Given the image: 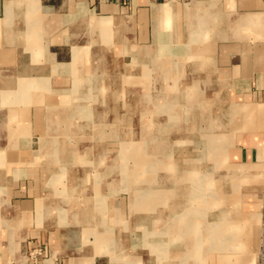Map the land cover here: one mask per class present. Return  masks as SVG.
I'll list each match as a JSON object with an SVG mask.
<instances>
[{
	"label": "crops",
	"instance_id": "1",
	"mask_svg": "<svg viewBox=\"0 0 264 264\" xmlns=\"http://www.w3.org/2000/svg\"><path fill=\"white\" fill-rule=\"evenodd\" d=\"M120 104L157 113L167 144L205 130L231 154L256 252L207 264H264V0H0V264H113L92 219L104 198L120 216L102 187Z\"/></svg>",
	"mask_w": 264,
	"mask_h": 264
},
{
	"label": "rangeland",
	"instance_id": "2",
	"mask_svg": "<svg viewBox=\"0 0 264 264\" xmlns=\"http://www.w3.org/2000/svg\"><path fill=\"white\" fill-rule=\"evenodd\" d=\"M120 98L125 103L126 95ZM135 109L128 116L126 104H120L118 136L113 137L118 155L102 174L104 192L119 199L120 216H109L104 198L97 208L102 215L92 219L102 225L104 247L114 257L113 264H207L254 253L249 246L239 249L240 235H245L238 233L237 210L240 197H254L253 180L244 177L231 154L217 139L205 136V130L193 138L169 139L167 144L168 139L156 136L157 113L144 123L142 107ZM172 197H191L193 217L185 214L183 203L176 202L180 204L176 211ZM190 220L198 230L191 234L184 232ZM176 225L183 231L172 232ZM194 237L200 249L193 247ZM259 258L264 261V249Z\"/></svg>",
	"mask_w": 264,
	"mask_h": 264
},
{
	"label": "built area",
	"instance_id": "3",
	"mask_svg": "<svg viewBox=\"0 0 264 264\" xmlns=\"http://www.w3.org/2000/svg\"><path fill=\"white\" fill-rule=\"evenodd\" d=\"M32 255L36 258V260H39L41 257L44 256V253L41 248H36L33 252Z\"/></svg>",
	"mask_w": 264,
	"mask_h": 264
},
{
	"label": "bare ground",
	"instance_id": "4",
	"mask_svg": "<svg viewBox=\"0 0 264 264\" xmlns=\"http://www.w3.org/2000/svg\"><path fill=\"white\" fill-rule=\"evenodd\" d=\"M159 25H160V24H159ZM41 91H42V90H41ZM187 92H188V91H187ZM189 93H190V92H189ZM189 93H188V95H189ZM193 93H194V92H193ZM195 93H196V92H195ZM185 94H186V93H185ZM177 95H179V94H177ZM188 95H187V96H188ZM190 95H192V94H190ZM190 95H189V96H190ZM194 95H195V94H194ZM194 95H193V96H194ZM179 97H180V96H179ZM180 99H181V98H180ZM194 99H195V98H194ZM174 102H175V101H174ZM179 102H180V101H179ZM190 103H193V102H190ZM197 103H198V102H197ZM196 106H197V105H196ZM60 111H61V110H60ZM236 112H237V111H236ZM99 117H100V116H99ZM182 119H183V118H182ZM79 135H80V134H79ZM135 144H136V143H135ZM61 160H62V159H61ZM162 160H163V158H162ZM165 164H166V163H165ZM150 166H151V165H150ZM26 168H27V167H26ZM18 169H19V168H18ZM161 178H162V177H161ZM176 189H177V188H176ZM145 194H146V193H145ZM189 194H190V193H189ZM177 199H178V198H177ZM189 199H191V197H189ZM180 201H181V200H180ZM182 208H183V207H182ZM186 209L190 211V210H191V207L188 206ZM176 210H177V209H176ZM180 210H181V209H180ZM183 221H184V220H183ZM188 225H189V224L186 223V224H184V227L187 228V227H189ZM198 226H199V225H198Z\"/></svg>",
	"mask_w": 264,
	"mask_h": 264
}]
</instances>
